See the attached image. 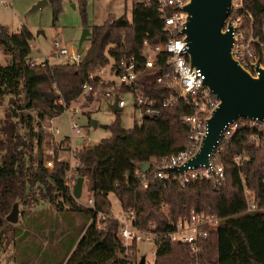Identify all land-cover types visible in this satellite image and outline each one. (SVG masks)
<instances>
[{"label": "trees", "instance_id": "trees-1", "mask_svg": "<svg viewBox=\"0 0 264 264\" xmlns=\"http://www.w3.org/2000/svg\"><path fill=\"white\" fill-rule=\"evenodd\" d=\"M47 1L51 2L55 19L60 0ZM242 2L249 15L242 9L235 11L242 13L240 25L247 28L250 24L253 35L262 38L264 0ZM77 5L81 25L89 29L88 47L78 64L66 60L49 63L46 59L30 64L29 29L23 25L18 31L9 32L5 25H0V47L9 56L7 62L0 63V96L8 95V101L14 105L11 112L25 127L23 142L15 129L16 121L7 122L9 135L4 145L0 143V212L5 213L10 207L11 196L24 201L33 187H38L43 195L48 194L47 199L56 211L80 217L78 225H72L66 217L62 234L66 243L55 264H138L137 242L132 241L129 254H124L113 217L100 220L101 228L95 226L94 211L105 214L110 211L107 194L112 192L120 209L134 208L142 226L152 221L157 230L170 229V221L188 214L190 209L218 217L217 224L199 242L197 264H264V210L244 211L242 188L244 184L251 191V199L264 208V146H256L248 139L251 127L245 119L232 137L218 144L217 161L223 165L224 179L217 189L207 180L187 181L179 186L171 179L154 177L152 167L145 173L146 185L139 184L141 162L153 158L158 166L161 157L183 147L187 128L180 117L190 111L180 104L165 107L158 115L134 121L129 127L121 126L116 114L106 126L108 136L74 150L78 160L75 173L83 177L93 208L78 203L64 184L67 162L55 159L60 148L58 142L63 139L49 143L53 148L52 166L43 165L41 121L64 109L57 99L69 105L90 72L111 59L139 54L143 39L149 43L166 39L153 0H131L129 18L124 13L108 12L98 24L86 22L85 0H77ZM249 48H255L257 54L264 52L253 42ZM84 99L88 101L90 96L85 94ZM236 153L245 156L239 165L232 160ZM162 204L165 206L161 207ZM152 264L195 262L188 255L187 244L162 235L154 240Z\"/></svg>", "mask_w": 264, "mask_h": 264}, {"label": "built area", "instance_id": "built-area-1", "mask_svg": "<svg viewBox=\"0 0 264 264\" xmlns=\"http://www.w3.org/2000/svg\"><path fill=\"white\" fill-rule=\"evenodd\" d=\"M0 1L5 2V0ZM153 1L162 19L161 28L166 33V39L154 43H149L143 39L139 54L131 53L107 62L108 72L104 77L98 75L104 65L96 68L88 74V79L81 84L80 91L74 100L76 101L79 97L83 98L87 94L90 96L91 101L103 89V97L106 99L112 97V100L107 102L108 106L116 97V105L121 109L125 104V100L121 98V95L125 93L131 100L134 121L136 122H140L146 117L158 115L165 107L177 104L188 107L190 112L184 113L180 117V122L187 128L183 147L169 156L161 157L158 166L153 158L150 159V161H147L146 171L149 167H152L154 177L171 179L177 182L179 186H184L187 181L207 180L213 189H217L224 179L223 165L217 161V153L220 148L218 146L219 142L232 137L240 126L241 120L245 119L247 125L251 127L248 139L254 142L256 146H264V122L256 118L246 119L242 117L227 121L220 131L216 144L207 156V163L195 167L187 165L184 169L180 168V165L198 149L206 132V119L216 106L218 99L206 86L201 84L203 74L199 68L189 64L187 45L181 33V28L185 22V12L181 9V6L185 0ZM238 9H242L243 13L249 15V12L243 7L242 0H229L223 27L225 28L227 23L232 26L233 45L231 52L233 57L254 73L252 64L258 58V64L263 66L264 52L257 54L255 48H249V44L253 42L263 50L264 36L262 38L254 36L250 24L247 28L240 25L242 13H235ZM53 47L55 55L62 56L66 61L75 64H78L84 52L73 48L69 49L60 45L56 40L53 41ZM42 60L44 59L39 61ZM33 62L32 59L29 60L30 64ZM57 101L62 103L64 109L68 110L70 130L78 132L77 122L71 119L78 108L71 107L69 111V107L61 99L58 98ZM54 130L56 132V128ZM72 149V147L68 149L69 156L67 158H62L63 156L59 155L55 156L56 160L67 162V168L64 172V184L69 190H71L76 178L74 168L78 165V160L75 159ZM43 153L45 155L43 165L51 167L53 148L47 146L44 148ZM244 158L245 156L242 153H236L232 156V160L236 165H239ZM146 171H141L138 174L139 184L142 186L147 183ZM242 188L246 201L244 211L264 210L263 207L259 208L256 202L251 199V191L244 184H242ZM83 205L93 208L91 198H87V203ZM164 206V204L161 205V207ZM94 212L97 218L96 227H102L103 222L100 220H103L106 216H111L117 221L118 236L124 247V254H128V246L132 241H150L154 245L155 238L167 235L172 240L187 244L188 255L195 264L198 262L200 240L207 235L209 228L217 224L219 219L211 214L190 209L188 214L170 221V229L157 230L152 221L146 223V226H142L138 214L132 207L126 210L119 209L117 215H114L112 210L106 214L99 210ZM152 253L154 254V249Z\"/></svg>", "mask_w": 264, "mask_h": 264}, {"label": "rangeland", "instance_id": "rangeland-1", "mask_svg": "<svg viewBox=\"0 0 264 264\" xmlns=\"http://www.w3.org/2000/svg\"><path fill=\"white\" fill-rule=\"evenodd\" d=\"M36 1H0V25H5L9 32L18 31L24 25L31 32L28 56L34 62L41 59H47L49 63L64 61L62 56H57L54 53V40L69 49L85 51L89 43L88 38L85 36L81 42H78L83 26L80 23L77 0H60V10L55 19H52L51 2L46 1L37 8H31ZM130 4L131 0H85L86 22L98 24L108 12L124 13L129 18ZM8 57V54L3 52L0 47V63L7 62ZM107 72L108 65L105 64L98 75L104 77ZM102 90L91 101L79 97L67 105L69 111L71 107L78 108L71 118L77 122L78 132L70 130L68 110L66 109L54 117L44 118L41 121L44 131L42 152L44 148L50 146L49 143H56L59 139H63V141L58 142L60 148L57 155L63 156L62 158L69 156L68 149L71 147L74 151L82 145L97 143L101 137L110 134L109 129L100 124H108L116 114H118L121 126L132 125L134 116L129 96L122 93L121 98L125 100V104L116 112L107 103L112 100V97L109 99L103 97ZM12 106L14 107L8 101V95L0 96V126L4 125L5 127L4 130L0 129V143L3 145L9 135L7 122L14 120L16 121L15 129L19 132V139L23 142L25 140L24 123L18 121V118L11 112ZM90 119H96L97 124L92 125ZM55 128L56 132H54ZM20 147L24 149L23 145ZM1 151L0 148V154ZM42 192L38 187H33V192L24 201L11 196L10 207L5 213L0 212V264H55L60 259L66 243V238L62 236L66 228V217L72 225H78L80 217L75 213L62 215L60 211L55 210L54 204L48 201V194L43 195ZM107 196L111 203L110 212L112 210V213L117 215L120 209L117 198L112 192H109ZM75 199L82 205L87 203L85 181L82 182L80 193ZM14 202L17 204V218L14 222H10L5 219V215ZM64 206L63 204V208H65ZM136 246V255H143L145 264H152L153 243L138 241Z\"/></svg>", "mask_w": 264, "mask_h": 264}, {"label": "water", "instance_id": "water-1", "mask_svg": "<svg viewBox=\"0 0 264 264\" xmlns=\"http://www.w3.org/2000/svg\"><path fill=\"white\" fill-rule=\"evenodd\" d=\"M47 0H37L31 8H37ZM229 0H185L181 9L185 12L184 26L181 28L183 39L187 45L190 66L197 67L203 74L201 84L206 86L218 99L206 119V132L195 153L180 165L197 166L207 163V156L219 138L223 125L238 117L256 118L264 122V65L252 64V73L235 57L231 49L233 45L232 26L223 27L227 15ZM86 26L81 28L78 42L88 35ZM114 110H120L116 105V97L109 104ZM92 125L96 119H90ZM106 127L107 124H100ZM139 169L145 172L147 161L139 164ZM83 177L77 175L71 189V195L78 197ZM17 218V204L14 202L5 215V219L14 222ZM141 255L138 264L144 263Z\"/></svg>", "mask_w": 264, "mask_h": 264}]
</instances>
